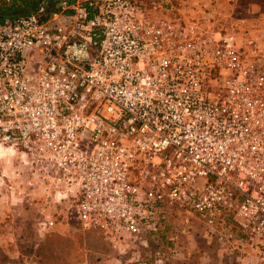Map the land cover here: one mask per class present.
I'll list each match as a JSON object with an SVG mask.
<instances>
[{
  "label": "built area",
  "instance_id": "built-area-1",
  "mask_svg": "<svg viewBox=\"0 0 264 264\" xmlns=\"http://www.w3.org/2000/svg\"><path fill=\"white\" fill-rule=\"evenodd\" d=\"M38 10L0 20V146L112 243L176 221L264 256V38L211 28L208 7Z\"/></svg>",
  "mask_w": 264,
  "mask_h": 264
},
{
  "label": "rangeland",
  "instance_id": "rangeland-1",
  "mask_svg": "<svg viewBox=\"0 0 264 264\" xmlns=\"http://www.w3.org/2000/svg\"><path fill=\"white\" fill-rule=\"evenodd\" d=\"M24 1L16 0L25 14L6 19L36 13L41 7L46 18L58 4L56 0ZM140 1L146 6L160 4L163 9L168 4L167 0ZM30 161L20 149L0 146V264H186L190 261L183 248L193 251V261L198 260L196 252L201 248L214 249L222 255L214 259L225 263L230 260L226 256L234 255H228L217 240L204 237L198 223L186 232L170 227L145 244L112 243L99 231L82 229L72 215L71 200L59 202ZM49 218L52 225L45 223ZM248 249L239 247L235 254L243 259Z\"/></svg>",
  "mask_w": 264,
  "mask_h": 264
},
{
  "label": "crops",
  "instance_id": "crops-1",
  "mask_svg": "<svg viewBox=\"0 0 264 264\" xmlns=\"http://www.w3.org/2000/svg\"><path fill=\"white\" fill-rule=\"evenodd\" d=\"M175 1H177L176 4ZM166 3L168 4L164 8L177 7L183 12L190 11L192 8L208 7L215 16L210 24L211 28H224L227 31H236L240 34L264 38V0H167ZM159 6L161 5L159 4ZM173 226L182 229V224L174 221L170 223L167 230ZM183 249L186 251L184 252L186 257L189 256L187 261L190 262H186V264H264V256L253 248L244 253L245 257L243 259L237 254L226 256V259H230L227 263L223 262V259H214L213 256L215 255L222 257L214 249H198L196 252L198 260L196 261L190 260L193 251L189 248L187 250L186 248Z\"/></svg>",
  "mask_w": 264,
  "mask_h": 264
},
{
  "label": "trees",
  "instance_id": "trees-1",
  "mask_svg": "<svg viewBox=\"0 0 264 264\" xmlns=\"http://www.w3.org/2000/svg\"><path fill=\"white\" fill-rule=\"evenodd\" d=\"M25 3L24 0H21ZM22 4H17L16 0H11L9 3H0V20L6 21V17H12V15H21L25 14L23 11L24 9L21 8ZM28 4H25L27 6ZM28 15V14H27ZM26 16V15H24ZM21 17V16H20Z\"/></svg>",
  "mask_w": 264,
  "mask_h": 264
},
{
  "label": "water",
  "instance_id": "water-1",
  "mask_svg": "<svg viewBox=\"0 0 264 264\" xmlns=\"http://www.w3.org/2000/svg\"><path fill=\"white\" fill-rule=\"evenodd\" d=\"M15 19V18H14ZM8 20H11V19H8Z\"/></svg>",
  "mask_w": 264,
  "mask_h": 264
}]
</instances>
